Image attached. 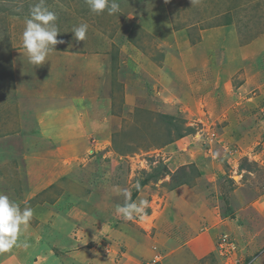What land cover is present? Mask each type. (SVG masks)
<instances>
[{
  "label": "rangeland",
  "instance_id": "374dc122",
  "mask_svg": "<svg viewBox=\"0 0 264 264\" xmlns=\"http://www.w3.org/2000/svg\"><path fill=\"white\" fill-rule=\"evenodd\" d=\"M36 2L0 0V193L33 210L17 246L0 253V264L12 256L22 259L24 245L47 237L50 226L57 234L65 227L76 240L72 252L88 246L96 253H135L137 246L149 251L148 264L158 263L162 253L182 257L192 248L186 244L192 233L178 223L171 194L198 177L193 165L199 157L210 176L200 183L207 187L200 199L214 201L217 214L210 233L213 239L228 235L235 250L222 257L214 248L198 264H261L264 218L257 207L264 209V82L259 81L264 78L259 71L256 80L253 71L238 76L239 68L224 57L227 69L213 73L212 68L208 79L218 74L231 83L224 92L215 90L223 102L211 110L188 92L185 76L205 62L217 64L220 51L239 60L244 46L259 42L264 0H117L115 15L92 13L85 0H46L63 43L44 64L33 66L22 33ZM82 23L88 25L86 38L77 41L72 30ZM205 39L213 40L216 50L204 46ZM263 63L264 54L252 66L264 72ZM251 68L246 63L243 70ZM104 114L108 123L102 130L95 122L104 121ZM123 190L131 197L136 193L133 201H147L143 218L128 221L115 211L125 202ZM186 216L196 220L192 212ZM56 217L66 223L57 226ZM226 218L230 224L222 227ZM115 221L118 232L111 233ZM168 222L171 227L163 229ZM154 224L167 239L149 229ZM242 235L247 246L241 254ZM59 239L53 240L63 245Z\"/></svg>",
  "mask_w": 264,
  "mask_h": 264
},
{
  "label": "crops",
  "instance_id": "0c3cea01",
  "mask_svg": "<svg viewBox=\"0 0 264 264\" xmlns=\"http://www.w3.org/2000/svg\"><path fill=\"white\" fill-rule=\"evenodd\" d=\"M212 43H213V40L205 39L204 46L211 49L210 51L216 50ZM226 43H227V41H226ZM244 47H245L244 50H242L244 55L239 60H238V58H235L236 57L235 53H227V50L225 49L224 51H220V53H218V54H222V55L220 57L218 56L216 58L217 64H215V65L212 64V66H211L209 62H205L206 63L205 66H202L200 64L201 68L191 69L189 72H187L185 77L187 79L186 84H187L188 92H190V93L192 92V94L195 96V98H200V99L204 100L207 104H210L211 110L215 109V107L219 108L220 104L223 101L219 100L218 96L216 95L215 90L221 89V91L224 92L225 85L226 84L230 85L231 80L229 82V79L226 76H225V78L224 77L221 78L220 75H218V74H216L215 77L212 74L210 79H208V77H210V73L212 72V68H214L213 73H215V69H219V72H221L220 69H223V70L227 69V67H225L223 64L224 63V59H223L224 57H226L225 62L229 63L233 68H239V70L237 72L238 76L243 77V76L247 75V73H251L253 71L254 78L256 80V79L260 78V75L258 73V71H259V72H261L262 77L264 78V72L260 71L259 69L257 70L255 66H252V63H254L256 61V58H258V57H260V55L264 54V36L260 38L259 42L256 41V44H248ZM190 50H191V48L189 46L188 51L190 52ZM204 59H205V56H204ZM246 63H248L249 66L252 67L251 71H249V72H247V71L244 72V70H247L246 68L243 70ZM259 66L264 67V63L260 64ZM194 67H196V66H194ZM209 69H210V71H209ZM206 70L209 72L208 75L198 85L195 86L193 84V82H195L196 78H198L199 76H204V71H206ZM240 71H243V73ZM262 77H261V79H262ZM209 80L212 83H210ZM259 82L263 83L264 80H261ZM203 83H206L207 85H204ZM246 85L248 88L247 83H246ZM210 88H213V89H210ZM242 88H244V86H242ZM100 105H102V104H100ZM88 112L93 113L92 110H88ZM103 118H104V121L101 118V119L97 120V122H95V124L104 126V128L102 130H105L107 128V123H108L107 122V120H108L107 115L104 114ZM49 120H50V118H49ZM68 123L70 124L73 122L71 121ZM72 126H73V124H72ZM72 129H73V127H72ZM85 131H84V136L86 135V137H87V133H85ZM82 142H83V145L85 146L84 141H82ZM200 159H202V158L199 157V160L196 162V165H193L194 170H196L198 172L195 175H197L198 177L192 182V184L189 187L185 186L184 189H180V190L178 189V190L174 191L171 194V196L173 198H175V200H172L173 203L170 201L171 205L169 204L170 206H172L173 210L176 209L174 212L178 211V215H177V218L179 219L178 223L179 224L183 223L182 227L184 228V230H187L188 232L192 233L191 238L186 243L187 246L189 245L188 247H190V245H191L192 248H189L188 252L187 253L184 252L183 256L180 257V256H178L177 252H172V253L168 252L167 254L162 253L165 250V247H163L162 250L160 251V253H162V256L165 255V257H162L159 260V262L156 264H198V262L201 258L206 256L211 250H213L215 248L216 238L215 239L212 238V235L210 233V227H212L211 226V224L213 223L212 221L215 220V216L217 214H216L215 209L214 210L212 209L215 206L214 201H212V203H205V200L200 199L201 191L204 188H207L206 185L200 186V183H202L203 181L209 180V178H210L207 171H205V170L203 171L202 164H201L202 160H200ZM195 175L193 174V176H195ZM175 202H176V204H175ZM174 204L176 206H174ZM179 204H181V205H179ZM169 205H167L164 208V210L157 213L158 220H163L162 216L165 214L166 210L169 208ZM209 208H211V209H209ZM190 212H192V214L194 215V217L196 219L194 222L189 220V218L186 216L187 213L190 214ZM257 213L259 214L260 217L264 218V209L262 207H260V206L257 207ZM218 219L220 220L219 217H218ZM55 220H58L60 222V223L54 222L55 224H57V226L61 223H66V221L63 218H57L56 217ZM253 220H254V218H253ZM115 223H116V226H118V223L115 221L112 225L113 226L112 228L114 230L111 229V233H112V231L118 232V229L114 228ZM229 224H230L229 219L226 218V219H224L223 226L222 225L221 226L226 227L224 225H229ZM63 226H64V224H63ZM150 226L151 227L149 229L150 230L154 229V230H152V232L155 235H157V234H158V236L161 235L162 239H160V240L167 239L166 238V232L162 231V228L164 229V227L170 226V222L165 223L161 229H159L160 227L158 229H157V227H153V226H155V224L150 225ZM61 227H62V224H61ZM201 227H203V229H201ZM213 227L216 229L215 234H214V237H215L216 233H217V228L215 226H213ZM64 228H62L63 231L59 230V234H57V231L54 230L55 227L53 226V228H52L50 226V231H49V234L47 237L46 236L43 238L40 237L39 239L35 238V239L30 241V244H29V241L27 242L26 252H25L24 257H22V259L17 257V256H12L9 258V261L6 264H148V261H152V259H153L152 257L148 256L149 255L148 250H145L144 247L138 248L137 246H136L135 253H133L130 250H129L130 253L125 252V250L120 251V252H115L113 250L112 251H106L105 250L103 252H100V253L97 252L96 253L88 246H85L86 248L80 247L76 252H72L74 250L73 245H74V243H76V240L69 237V235H67L68 231H65ZM173 228L177 229V230L179 229L178 226L177 227L173 226ZM239 228H240V224L238 222H236L234 231L236 232L237 235L239 233H241V231H239ZM236 229H238V231ZM104 231H106V229ZM174 231L175 230H173V233H174ZM117 232H116V234H117ZM55 235L56 236L58 235L60 237V239L58 241H60L61 244L63 241V245H60L59 242L53 240ZM186 235L188 236V234H186ZM242 237H243L242 238L243 242L242 243L240 242L239 250H238L239 253L243 252L244 248L247 246V241L245 240L244 235H242ZM263 240H264V238H262V241ZM83 245H81V246H83ZM214 251H215V249H214ZM247 251H248V249H247ZM154 258H156V257H154ZM158 258H160V257H157V259ZM167 258H170L171 260H168L166 262ZM220 259H222V258H220ZM261 264H264V259H262Z\"/></svg>",
  "mask_w": 264,
  "mask_h": 264
},
{
  "label": "clouds",
  "instance_id": "9594fccd",
  "mask_svg": "<svg viewBox=\"0 0 264 264\" xmlns=\"http://www.w3.org/2000/svg\"><path fill=\"white\" fill-rule=\"evenodd\" d=\"M165 2L167 3V0ZM85 3L89 10L95 14H101L105 10L109 15L120 12L117 0H85ZM56 21L57 15L46 6V0H37L31 7L22 33V46L29 63L33 66L44 64L49 54L55 51V46L63 43L62 40L57 39L60 31ZM87 30L88 25L82 23L74 27L72 33L77 41H84ZM205 144L208 145L207 142ZM137 188H139V184H137ZM121 194L124 196L125 202L122 205H117L115 211L128 221L138 217L143 218L147 201L141 200L138 203L133 201L128 190H123ZM32 217L33 210L30 207L21 209L19 204L11 201L6 194L0 193V253L8 252L17 246L22 228H26L30 224ZM219 236L220 234L215 242L216 250ZM24 246L27 247V244Z\"/></svg>",
  "mask_w": 264,
  "mask_h": 264
},
{
  "label": "built area",
  "instance_id": "2783aa9c",
  "mask_svg": "<svg viewBox=\"0 0 264 264\" xmlns=\"http://www.w3.org/2000/svg\"><path fill=\"white\" fill-rule=\"evenodd\" d=\"M211 141V137L209 138ZM209 144V142L207 141ZM235 243L232 238H230L228 235L222 234L219 236L217 241V250L220 256L224 257V255L231 253L235 250L234 247ZM224 253V254H223Z\"/></svg>",
  "mask_w": 264,
  "mask_h": 264
},
{
  "label": "trees",
  "instance_id": "16d2710c",
  "mask_svg": "<svg viewBox=\"0 0 264 264\" xmlns=\"http://www.w3.org/2000/svg\"><path fill=\"white\" fill-rule=\"evenodd\" d=\"M193 169H194V167H193ZM197 173H198V172H197L196 170H194V175L197 174ZM186 180H187V179H186ZM144 183H145V181L142 182L140 186H143ZM185 185H187V184H185ZM135 197H136V193H134V195L131 197V199H132V200H135V199H134Z\"/></svg>",
  "mask_w": 264,
  "mask_h": 264
}]
</instances>
